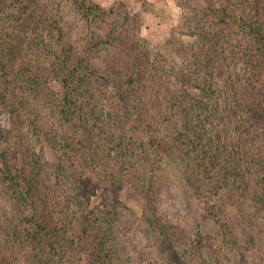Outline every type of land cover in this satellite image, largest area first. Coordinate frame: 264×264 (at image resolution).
Returning <instances> with one entry per match:
<instances>
[{
  "label": "trees",
  "instance_id": "16d2710c",
  "mask_svg": "<svg viewBox=\"0 0 264 264\" xmlns=\"http://www.w3.org/2000/svg\"><path fill=\"white\" fill-rule=\"evenodd\" d=\"M179 1L181 36L153 54L125 0H0V264H235L230 208L264 264V0ZM129 114L142 137L180 126L173 154L223 242L186 217L160 164L141 216L113 195Z\"/></svg>",
  "mask_w": 264,
  "mask_h": 264
},
{
  "label": "rangeland",
  "instance_id": "374dc122",
  "mask_svg": "<svg viewBox=\"0 0 264 264\" xmlns=\"http://www.w3.org/2000/svg\"><path fill=\"white\" fill-rule=\"evenodd\" d=\"M10 1L18 6L24 3V0ZM97 1L104 6L110 7L118 0ZM125 1L129 3V6L133 10H139L143 14L140 32L148 40L153 54L160 50L167 54L168 45L166 42L169 38L173 39L181 36L180 30L183 24L181 17L185 13L184 9L186 8L182 7L179 0H149L152 3L151 7L147 9L144 8V0ZM196 1H198L200 7L206 9L212 6L208 0ZM186 39L189 38L187 37ZM52 83L57 90H60V85L56 81ZM2 88L3 82L0 80V92ZM117 105L114 97L108 96L99 103L98 111L102 112L103 117L110 112L116 114ZM136 124L138 122L134 116L129 114L127 118L121 119L115 126L116 134L120 131L125 132L126 139H128L127 144L133 153L129 155L124 168L118 171L117 179L119 180V185L116 193H113V195L123 200L136 214L141 216L144 210L146 186L151 175V170L153 166L160 164L161 168L159 170H161L162 176L172 185L176 203L184 210L186 217L191 219L193 223H199L202 230L215 234L223 242L224 227L208 212L206 203L196 196L188 185L185 176L186 162L173 154L174 149H176L174 139L181 129L180 126L178 127L173 122H167L161 132H155L150 137L148 135L142 137L140 131L138 132ZM44 144L48 153L50 154L51 152L52 154L51 148L46 142ZM100 200L101 190L97 191L93 196V203H98ZM228 213L230 219L235 224L236 232L241 234L240 246L232 243L234 245L232 258L235 264H261V251L257 242L248 244L242 236L247 231V226L239 218L237 210L230 208Z\"/></svg>",
  "mask_w": 264,
  "mask_h": 264
}]
</instances>
